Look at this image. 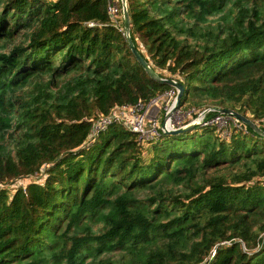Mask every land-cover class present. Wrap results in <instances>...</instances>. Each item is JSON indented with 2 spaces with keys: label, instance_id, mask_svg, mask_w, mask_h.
Masks as SVG:
<instances>
[{
  "label": "trees",
  "instance_id": "1",
  "mask_svg": "<svg viewBox=\"0 0 264 264\" xmlns=\"http://www.w3.org/2000/svg\"><path fill=\"white\" fill-rule=\"evenodd\" d=\"M127 2L135 46L185 84L181 107L264 130V0ZM171 88L108 0H0V264H264V135L93 133Z\"/></svg>",
  "mask_w": 264,
  "mask_h": 264
},
{
  "label": "built area",
  "instance_id": "2",
  "mask_svg": "<svg viewBox=\"0 0 264 264\" xmlns=\"http://www.w3.org/2000/svg\"><path fill=\"white\" fill-rule=\"evenodd\" d=\"M122 2V0H108V10L113 24L121 27L125 33ZM90 25L94 24L90 23ZM177 95L178 89L172 87L163 94L157 96L148 105L136 104L118 106L109 115L102 116L95 123L93 133L98 134L106 130L113 122H121L137 132L142 142H147L160 137L161 133H164L162 125L165 120L167 127L170 129L180 128L187 125L189 122H197L200 126H216L221 132H226L231 123H235L236 125L243 123L237 117L218 112L214 107H205L203 109L187 108L184 110V108L179 105L170 116H167L176 105ZM161 97L164 101L159 104L161 114L158 116L156 114L157 109L156 112L153 113L151 106L154 104V107H157L156 103L159 102V98ZM211 112H215V114L210 115ZM0 186L2 185L0 184Z\"/></svg>",
  "mask_w": 264,
  "mask_h": 264
},
{
  "label": "water",
  "instance_id": "3",
  "mask_svg": "<svg viewBox=\"0 0 264 264\" xmlns=\"http://www.w3.org/2000/svg\"><path fill=\"white\" fill-rule=\"evenodd\" d=\"M122 1H123L122 3H123L124 29H125V34L128 38V42H129V45H130L132 51L134 52V54L136 55V57L138 58L140 63L143 65V67L147 70V72H149L151 74V76H153L154 78H156L162 82H166V83L170 84L172 87H176L178 89L176 105L174 106L172 111L169 114H167V116H170V114L173 113L176 110V108L180 105L181 98L185 92V84L182 81L176 80L172 77H169V78L161 77L159 75V73L146 60V58L140 53L138 48L135 46L134 41L131 38V34H130V26L131 25H130V16H129V12H128L127 0H122ZM215 109L220 113L229 114V115H232L234 117H237L241 122L247 124L248 126H250L251 128H253L257 132H259L260 134L264 135V130L261 129V127L256 122H254L252 119H250L249 117H247V116H245L239 112H236L235 110L230 109V108H215ZM197 125H198L197 122H189L187 125L182 126L180 128L170 129L167 127L166 120H165L163 122L162 126L164 129V133H166V134H179V133L189 131V130L193 129L194 127H196Z\"/></svg>",
  "mask_w": 264,
  "mask_h": 264
},
{
  "label": "rangeland",
  "instance_id": "4",
  "mask_svg": "<svg viewBox=\"0 0 264 264\" xmlns=\"http://www.w3.org/2000/svg\"><path fill=\"white\" fill-rule=\"evenodd\" d=\"M173 78H174V77H173ZM174 79H176V78H174ZM163 101H164V100H163V98L161 97V98H159V102L156 103V104H157V107H154V104L151 106L152 110H153V109H157V113H156V114H157L158 116H160V114H161V111H160V109H159V108H160V105H159V104H160V103H163ZM184 110H185V109H184ZM183 112H184V111H183ZM151 114H152V113H151ZM164 117H165V114H164ZM19 184H23V185H24V182L21 181L20 183L18 182L17 184L14 183L13 186H10V187H11L10 189L13 190L14 188L18 187Z\"/></svg>",
  "mask_w": 264,
  "mask_h": 264
},
{
  "label": "crops",
  "instance_id": "5",
  "mask_svg": "<svg viewBox=\"0 0 264 264\" xmlns=\"http://www.w3.org/2000/svg\"><path fill=\"white\" fill-rule=\"evenodd\" d=\"M152 112L155 113L156 112V109H153Z\"/></svg>",
  "mask_w": 264,
  "mask_h": 264
}]
</instances>
